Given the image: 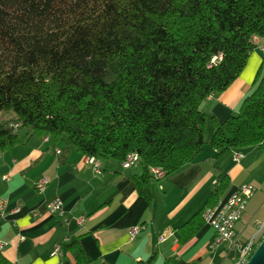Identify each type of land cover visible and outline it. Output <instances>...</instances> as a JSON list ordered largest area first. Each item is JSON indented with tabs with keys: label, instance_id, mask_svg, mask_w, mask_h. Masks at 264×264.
I'll return each mask as SVG.
<instances>
[{
	"label": "trees",
	"instance_id": "trees-1",
	"mask_svg": "<svg viewBox=\"0 0 264 264\" xmlns=\"http://www.w3.org/2000/svg\"><path fill=\"white\" fill-rule=\"evenodd\" d=\"M264 38V0H0V114L38 136H64L86 157L123 163L152 200L151 169L165 177L193 163L205 145L264 151V73L237 114L218 125L201 106L226 91ZM20 143L0 121V150ZM200 212L180 228L190 240ZM213 196V195H212ZM262 238H260L259 243ZM0 264H14L0 252Z\"/></svg>",
	"mask_w": 264,
	"mask_h": 264
},
{
	"label": "crops",
	"instance_id": "crops-1",
	"mask_svg": "<svg viewBox=\"0 0 264 264\" xmlns=\"http://www.w3.org/2000/svg\"><path fill=\"white\" fill-rule=\"evenodd\" d=\"M255 43L238 79L201 106L218 125L238 113L258 72L264 73V38H256ZM16 119L13 116L7 124L19 125L20 143L0 150V198L8 202L6 213L0 212V242L6 244L1 253L14 264H164L169 258L176 264H220L227 248L211 249L215 237L211 228L204 224L184 243L179 230L205 208L224 176L227 189L217 204L243 184L257 188L236 225L242 243L264 224V151L259 147L219 156L210 137L205 141L209 146L204 145L193 163L154 180L148 201L132 181V176L141 175L140 165L124 169L121 163L100 160L97 173L64 136L34 135ZM213 130L209 121L205 134ZM236 152L243 155L239 162L233 161ZM45 178L49 183L40 191L38 184ZM56 196L63 201L66 222L47 208ZM78 218L85 219L82 226L77 225ZM134 227L140 231L130 240L129 230ZM163 232H173L174 237L157 244Z\"/></svg>",
	"mask_w": 264,
	"mask_h": 264
},
{
	"label": "built area",
	"instance_id": "built-area-1",
	"mask_svg": "<svg viewBox=\"0 0 264 264\" xmlns=\"http://www.w3.org/2000/svg\"><path fill=\"white\" fill-rule=\"evenodd\" d=\"M264 52V47L261 48ZM10 127L17 129L19 125L13 124ZM48 141L47 138L44 139ZM243 158V155L236 152L233 156L234 162H239ZM87 161L94 167L95 172L99 173L101 170V163L95 157H87ZM140 158L137 154H130L125 161L121 163L124 169L131 168L132 166L139 165ZM151 173L158 180L165 177V173L158 169H151ZM49 179L45 178L38 184V189L42 191L45 186L48 185ZM257 188L253 184H243L239 186L224 203H219L213 207H208L203 213V219L205 225L211 228L215 237L211 244V249L226 247L225 254L221 258L220 264H247L252 256L255 248L259 244L262 232L264 231V224L262 225L260 233L254 236L249 242L243 244L240 235L236 231L237 223L242 219L248 203L255 195ZM7 200L0 198V212L6 213ZM47 208L51 214L58 219L67 221L64 204L60 197H54L47 203ZM84 218H78L76 220L78 226H82ZM140 231V227H134L129 230V239L132 240ZM174 237L173 232L161 233L157 237V244H164L169 239ZM176 243V242H175ZM6 244L0 242V252L4 249ZM59 248L54 250V253H58ZM164 264H176L172 258L166 260Z\"/></svg>",
	"mask_w": 264,
	"mask_h": 264
},
{
	"label": "rangeland",
	"instance_id": "rangeland-1",
	"mask_svg": "<svg viewBox=\"0 0 264 264\" xmlns=\"http://www.w3.org/2000/svg\"><path fill=\"white\" fill-rule=\"evenodd\" d=\"M13 116H15V114L12 111H3L0 114V121L2 123H9V121H11L13 119ZM209 128H208V130H210ZM212 135H213V131L212 132L211 131H209V132L207 131V133L205 134V141L207 143L209 142L210 137L212 138ZM205 145L209 146L208 144H205ZM104 161H113V162H116V164H120L119 161H115V160H104ZM262 225H259V227L255 228L254 231L260 233ZM263 237H264V231L262 232V235H261L262 239H263ZM243 238L246 239L245 237H243Z\"/></svg>",
	"mask_w": 264,
	"mask_h": 264
},
{
	"label": "water",
	"instance_id": "water-1",
	"mask_svg": "<svg viewBox=\"0 0 264 264\" xmlns=\"http://www.w3.org/2000/svg\"><path fill=\"white\" fill-rule=\"evenodd\" d=\"M247 264H264V237L255 248Z\"/></svg>",
	"mask_w": 264,
	"mask_h": 264
}]
</instances>
